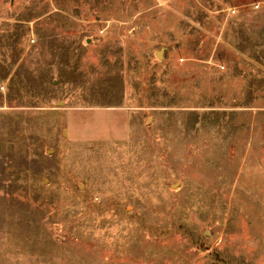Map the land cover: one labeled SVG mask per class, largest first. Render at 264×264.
Segmentation results:
<instances>
[{
    "label": "rangeland",
    "instance_id": "374dc122",
    "mask_svg": "<svg viewBox=\"0 0 264 264\" xmlns=\"http://www.w3.org/2000/svg\"><path fill=\"white\" fill-rule=\"evenodd\" d=\"M0 264H264V0H0Z\"/></svg>",
    "mask_w": 264,
    "mask_h": 264
},
{
    "label": "water",
    "instance_id": "95a60500",
    "mask_svg": "<svg viewBox=\"0 0 264 264\" xmlns=\"http://www.w3.org/2000/svg\"><path fill=\"white\" fill-rule=\"evenodd\" d=\"M165 48H161L158 52H157V57L160 58L162 57L163 51Z\"/></svg>",
    "mask_w": 264,
    "mask_h": 264
}]
</instances>
